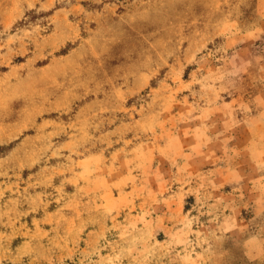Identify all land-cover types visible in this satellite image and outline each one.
<instances>
[{
	"label": "rangeland",
	"instance_id": "rangeland-1",
	"mask_svg": "<svg viewBox=\"0 0 264 264\" xmlns=\"http://www.w3.org/2000/svg\"><path fill=\"white\" fill-rule=\"evenodd\" d=\"M0 264H264V0H0Z\"/></svg>",
	"mask_w": 264,
	"mask_h": 264
}]
</instances>
